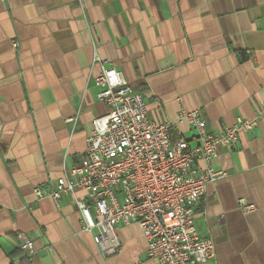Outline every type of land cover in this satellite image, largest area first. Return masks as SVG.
<instances>
[{"label":"crops","instance_id":"0c3cea01","mask_svg":"<svg viewBox=\"0 0 264 264\" xmlns=\"http://www.w3.org/2000/svg\"><path fill=\"white\" fill-rule=\"evenodd\" d=\"M109 66L191 147L182 109H199L212 132L258 117L220 147L215 166L228 175L208 186L195 223L215 242L208 264H264V0H0V264H152L137 224L118 228L123 248L105 258L72 195L34 193L83 160L94 118L109 111L95 84Z\"/></svg>","mask_w":264,"mask_h":264},{"label":"built area","instance_id":"2783aa9c","mask_svg":"<svg viewBox=\"0 0 264 264\" xmlns=\"http://www.w3.org/2000/svg\"><path fill=\"white\" fill-rule=\"evenodd\" d=\"M95 84L98 99L109 111L94 118L84 158L70 176L63 175L46 189L36 186V197L58 203L72 195L82 229L93 234L105 258L123 248L118 228L137 224L152 264H208L216 257V246L212 238L201 237L196 208L208 186L228 175L215 166L220 147H234L242 132L255 129L258 117H240L234 125L212 132L199 109H182L179 120H188L197 133L198 145L191 147L185 138H173L172 121L149 116L143 94L114 66L104 67ZM259 113H264V100ZM78 191L84 196H76ZM240 208L250 213L256 205L241 199ZM18 238L23 252L33 256V239L23 232Z\"/></svg>","mask_w":264,"mask_h":264}]
</instances>
